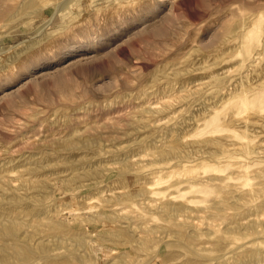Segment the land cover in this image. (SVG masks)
<instances>
[{"label": "rangeland", "instance_id": "obj_1", "mask_svg": "<svg viewBox=\"0 0 264 264\" xmlns=\"http://www.w3.org/2000/svg\"><path fill=\"white\" fill-rule=\"evenodd\" d=\"M0 264H264V0H0Z\"/></svg>", "mask_w": 264, "mask_h": 264}]
</instances>
